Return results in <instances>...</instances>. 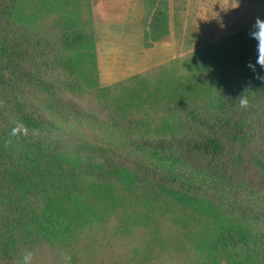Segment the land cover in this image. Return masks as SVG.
I'll list each match as a JSON object with an SVG mask.
<instances>
[{"label": "trees", "instance_id": "16d2710c", "mask_svg": "<svg viewBox=\"0 0 264 264\" xmlns=\"http://www.w3.org/2000/svg\"><path fill=\"white\" fill-rule=\"evenodd\" d=\"M88 5L0 0V264L23 262L28 251L38 264H61L66 252L75 264L84 234L106 227L126 240L140 234L127 264H160L178 251L198 264H264L258 42L242 33L228 58L207 50L190 68L203 76L192 89L203 103L178 94L187 79L173 75L121 91L98 82ZM144 8L150 48L169 34V6L144 0ZM149 100H160L158 129L140 113ZM88 121L99 124L101 142L71 135ZM132 153L221 176L246 192L239 193L245 201L209 193Z\"/></svg>", "mask_w": 264, "mask_h": 264}, {"label": "rangeland", "instance_id": "374dc122", "mask_svg": "<svg viewBox=\"0 0 264 264\" xmlns=\"http://www.w3.org/2000/svg\"><path fill=\"white\" fill-rule=\"evenodd\" d=\"M86 1L97 32L96 70L101 86L114 85L121 91L122 87L141 91L143 85H150L156 79L173 75L187 79L181 84L183 86L175 87L174 90L201 103V92L192 91L194 87L198 88L197 77H203L200 76L201 73L192 71L196 63L211 49L222 52L228 58L232 52V41L242 33L254 31L258 19L264 20V0H167L169 34L152 47L146 48L143 44L142 25L145 16L144 0ZM159 101L149 100L143 103L144 110L140 112L142 115L145 113L144 117L152 118L153 129L163 125V111L154 109ZM95 124L88 121L79 129L71 128L70 133L80 139L101 142L99 124ZM132 155L139 161L154 165L209 193L245 201L239 193L246 192L235 191V186L222 181L221 178H224L221 176L215 178L199 173L197 167L195 169L188 164L161 165L150 162L137 153ZM249 198L254 199L250 195ZM83 237L74 251H83L84 257L79 255L75 264H127V259L136 254L134 248L140 244L141 239L140 234L136 240L114 236L112 227L99 229L96 233L87 232ZM62 255L64 258L61 264H73L67 252ZM197 262L190 252L178 251L168 255L160 264H198ZM14 264L23 262L17 261ZM31 264L38 263L32 259Z\"/></svg>", "mask_w": 264, "mask_h": 264}, {"label": "clouds", "instance_id": "9594fccd", "mask_svg": "<svg viewBox=\"0 0 264 264\" xmlns=\"http://www.w3.org/2000/svg\"><path fill=\"white\" fill-rule=\"evenodd\" d=\"M251 36L258 42L257 43V59L256 64L264 67V20H257L255 25V30L251 32ZM249 67L255 71V65L249 64ZM264 79V76L260 77ZM33 258V253L28 251L23 256V264H31Z\"/></svg>", "mask_w": 264, "mask_h": 264}]
</instances>
